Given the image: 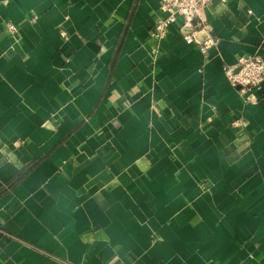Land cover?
<instances>
[{"label":"crops","instance_id":"crops-1","mask_svg":"<svg viewBox=\"0 0 264 264\" xmlns=\"http://www.w3.org/2000/svg\"><path fill=\"white\" fill-rule=\"evenodd\" d=\"M158 13L0 0V264H264V81L223 72L264 57V0L155 42Z\"/></svg>","mask_w":264,"mask_h":264},{"label":"built area","instance_id":"built-area-1","mask_svg":"<svg viewBox=\"0 0 264 264\" xmlns=\"http://www.w3.org/2000/svg\"><path fill=\"white\" fill-rule=\"evenodd\" d=\"M159 13L153 23L150 32L151 38L159 42L166 33L167 27L179 21L180 25L193 24L195 17H199V11L213 1L225 5L228 0H158ZM251 13V10H248ZM6 31L13 35L17 32V25L11 21L5 22ZM184 39L187 43H195L201 53H206L217 39L206 37L202 40L195 38L194 34L186 33ZM223 72L230 85L238 87L243 95H252L264 81V57L255 54H243L237 58L234 65H226Z\"/></svg>","mask_w":264,"mask_h":264},{"label":"water","instance_id":"water-1","mask_svg":"<svg viewBox=\"0 0 264 264\" xmlns=\"http://www.w3.org/2000/svg\"><path fill=\"white\" fill-rule=\"evenodd\" d=\"M190 28H193V25L192 24H190V25H188Z\"/></svg>","mask_w":264,"mask_h":264}]
</instances>
